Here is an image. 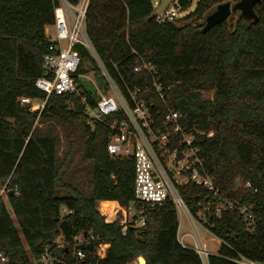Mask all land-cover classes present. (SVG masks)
Masks as SVG:
<instances>
[{
    "label": "trees",
    "instance_id": "obj_1",
    "mask_svg": "<svg viewBox=\"0 0 264 264\" xmlns=\"http://www.w3.org/2000/svg\"><path fill=\"white\" fill-rule=\"evenodd\" d=\"M222 1L197 0L188 15L157 23L151 16L157 0H89L85 30L123 93H156L150 75L133 70L142 61L155 66L165 102L194 129L207 173L250 207L252 230L235 212L214 221L211 231L220 242L206 264H237L241 258L264 264V0L254 6L256 22L232 8L226 20L202 33L197 24ZM56 5L0 0V185L7 190L6 202L0 197V264L37 263L43 254L49 264H131L138 256L145 264H204L177 241L170 203L142 207L144 226H129L124 235L117 222H104L98 201L140 208L133 200L132 161L108 156L107 126L87 123L81 97L93 106L96 95L78 78L87 73L83 60L93 63L82 46L74 45L80 57L76 92L46 98L34 85L45 76L43 57L53 44L45 28L54 22ZM93 69L98 71L94 63ZM23 96L45 100L43 108L30 111L19 103ZM46 121L82 137L81 159L88 163L83 179L67 168L68 152L60 159L58 136L39 128ZM236 179L251 189H236ZM116 202L107 203L111 210ZM90 235L89 249H75V237ZM100 244L107 245L101 258Z\"/></svg>",
    "mask_w": 264,
    "mask_h": 264
},
{
    "label": "built area",
    "instance_id": "obj_2",
    "mask_svg": "<svg viewBox=\"0 0 264 264\" xmlns=\"http://www.w3.org/2000/svg\"><path fill=\"white\" fill-rule=\"evenodd\" d=\"M89 0H78L75 4L67 0H57L54 7V37L49 46V53L43 57L45 76L37 78L34 85L45 93L60 95L76 92V74L80 57L74 48L75 44L82 46L96 65L103 77L105 88L97 91L96 102L90 106L85 97H81L87 122L104 123L108 128L105 151L110 157L128 158L132 161L133 200L140 204L135 209L132 203L127 207L114 208V216L107 220V214L97 208L104 222H117L120 233L124 235L129 226L142 227L145 219L142 207H155L170 203L177 217L176 238L179 244L193 250L203 261L211 253L206 249L199 230L209 233L217 239L211 229L214 221H219L224 213L235 212L248 229L255 228V221L250 207L235 191L223 190L216 185L214 179L207 173L204 158L196 141L193 127L188 128L182 115L165 102L164 93L156 81L157 71L150 63L141 62L133 68L138 72L144 69L152 78L156 93H138V88L126 89L123 93L105 71L99 56L94 51L85 30V13ZM197 2V0H170L163 11L154 18L157 23L172 22L186 11L182 2ZM157 3V2H156ZM107 93V94H105ZM19 103L43 108L45 100L20 97ZM34 101L41 103L33 104ZM202 190L203 195L194 193L189 187ZM4 189L5 186L3 185ZM236 189L250 190L248 181H239ZM2 190V189H1ZM189 198L184 197V193ZM1 197V196H0ZM101 201H98V204ZM62 212H69L62 208ZM182 217L187 229H182ZM186 225L185 228H186ZM183 230V231H182ZM87 238L75 237V244L89 243ZM189 239V240H188ZM185 240L191 242L186 245ZM220 242V241H219ZM106 244H100L96 250L101 258ZM215 254V253H214ZM76 255L83 257L80 251ZM5 258L0 255V263ZM41 264H49L46 254L41 255ZM237 264H263L241 258Z\"/></svg>",
    "mask_w": 264,
    "mask_h": 264
},
{
    "label": "rangeland",
    "instance_id": "obj_3",
    "mask_svg": "<svg viewBox=\"0 0 264 264\" xmlns=\"http://www.w3.org/2000/svg\"><path fill=\"white\" fill-rule=\"evenodd\" d=\"M226 1H228V0H223L222 2H226ZM195 3H196L195 1L192 2L191 5L186 9V11L181 14V17L186 16L189 13H191L195 8ZM214 8H215V6L213 8H211L209 10V12H211ZM203 21H204V18L201 20V23ZM47 34L49 35V37L51 39H53V37H54L53 26L49 27V31ZM83 65L87 69V73L84 75H80L78 78L81 82L84 83V85L86 87H89L92 90H94V92H95L94 94L97 97V91L103 90V84H104L103 77L100 74V72L93 69V63L90 62V60L88 58L83 60ZM105 94H107V93H105ZM37 103H41V101H34L33 102L34 105ZM34 109H35L34 111H38L37 107H34ZM39 109H41V108H39ZM87 123L90 125L89 122H87ZM38 126L42 130H50L58 136V138H59L58 155H59L60 159H62L64 157L65 152L66 153L68 152L69 157H68V160L66 161V163L68 164L67 168L69 170H73L74 173L80 179H83L84 175L88 171V163L81 159V150L83 147V139H82V137H80L78 135L77 131L73 130L72 133H70L67 129L61 127L60 125L53 123V122H47V121L44 123H39ZM6 195H7V190L4 189V187L0 185V196L4 202H6ZM99 206L101 208V205L97 204V208ZM184 225H186V221L182 217V229L186 230L187 225H186V228ZM199 233H200L202 240L205 243L206 249L212 253L217 252V249H218V243L217 242L218 241L214 237H212L209 233H205L202 230H199ZM188 240H185V244L191 245V242ZM106 247H107V245H106ZM203 263L206 264V260L203 261ZM32 264H37V263L33 262ZM42 264H47V263L43 262ZM131 264H138V263L135 259Z\"/></svg>",
    "mask_w": 264,
    "mask_h": 264
},
{
    "label": "water",
    "instance_id": "obj_4",
    "mask_svg": "<svg viewBox=\"0 0 264 264\" xmlns=\"http://www.w3.org/2000/svg\"><path fill=\"white\" fill-rule=\"evenodd\" d=\"M169 1L170 0H157V3L153 8L151 16L155 17L157 14L163 11ZM259 2L260 0H238L233 5H231V2L229 1L219 3L211 12H209L204 17V21L202 23H198L197 25L201 26L200 30L202 33H204L214 25L226 20L230 16L232 8L238 11L240 16L245 20L256 22L257 16L254 11V6ZM235 184L238 187V179L235 180ZM90 247V243H79L76 244L75 249H89ZM136 261L139 264H145V259L142 256H138L136 258ZM37 264H41V262L38 261Z\"/></svg>",
    "mask_w": 264,
    "mask_h": 264
},
{
    "label": "bare ground",
    "instance_id": "obj_5",
    "mask_svg": "<svg viewBox=\"0 0 264 264\" xmlns=\"http://www.w3.org/2000/svg\"><path fill=\"white\" fill-rule=\"evenodd\" d=\"M107 203H112V201H110V202L109 201H101L100 202V204H101V208H100L101 211H104L107 214V217H108V214H110L111 216H114V210H111V207ZM117 206L118 205H116L115 207H117ZM107 220H108V218H107Z\"/></svg>",
    "mask_w": 264,
    "mask_h": 264
},
{
    "label": "crops",
    "instance_id": "obj_6",
    "mask_svg": "<svg viewBox=\"0 0 264 264\" xmlns=\"http://www.w3.org/2000/svg\"><path fill=\"white\" fill-rule=\"evenodd\" d=\"M155 4H156V2H155ZM51 26V25H50ZM50 26H47L46 28H45V34H46V36L49 38V39H51L50 37H49V35L47 34L48 33V31H49V27ZM110 202V201H109ZM112 202H116V201H112ZM97 204H98V202H97ZM100 204V203H99ZM101 205V204H100ZM116 205H118V203L116 202ZM218 243V246H219V241L217 242ZM212 253V252H211ZM214 254V253H213Z\"/></svg>",
    "mask_w": 264,
    "mask_h": 264
}]
</instances>
